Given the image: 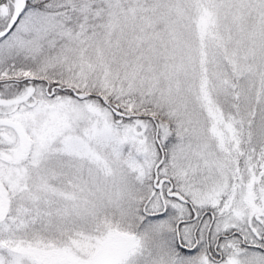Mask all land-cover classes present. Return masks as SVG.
Returning a JSON list of instances; mask_svg holds the SVG:
<instances>
[{
    "label": "snow or ice",
    "instance_id": "1",
    "mask_svg": "<svg viewBox=\"0 0 264 264\" xmlns=\"http://www.w3.org/2000/svg\"><path fill=\"white\" fill-rule=\"evenodd\" d=\"M0 264H264V0H0Z\"/></svg>",
    "mask_w": 264,
    "mask_h": 264
}]
</instances>
